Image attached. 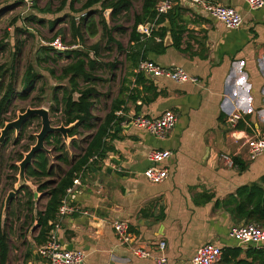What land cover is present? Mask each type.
<instances>
[{
  "label": "crops",
  "instance_id": "1",
  "mask_svg": "<svg viewBox=\"0 0 264 264\" xmlns=\"http://www.w3.org/2000/svg\"><path fill=\"white\" fill-rule=\"evenodd\" d=\"M173 1L188 28L182 46L175 48L173 40L166 46L164 41L166 50L151 52L148 60L165 68H182L199 82L179 84L143 73L160 95L143 92L145 102L127 105V111L121 112L126 117L122 129H115L118 139L109 140L116 152L83 172L73 193L65 196V205L78 211L62 217L58 212L53 231L64 249L73 247L70 251L85 254V264H159L162 242L166 264H191L206 244L240 249L239 260H246V251L254 248L243 247L230 236L233 227L246 225L233 220L225 201L264 176V155L252 161L247 143L264 133V9L253 11L241 0H211L240 11L242 26L228 29L192 1ZM156 21L151 23L159 30ZM135 72L140 73L138 68ZM166 110L174 112L178 122L164 140L134 127L126 130L135 115L156 118ZM234 115L241 120L251 117L252 126L247 124L251 132L237 130L230 121ZM153 151L172 153L161 165L168 171L161 184L144 176L152 166ZM225 155L237 157L246 169L226 165ZM117 221L129 225L130 245L119 243L113 228ZM34 223L36 228V218ZM35 247L38 257L33 255L28 264H46L39 253L42 246ZM135 247L148 249L152 258L136 257Z\"/></svg>",
  "mask_w": 264,
  "mask_h": 264
},
{
  "label": "rangeland",
  "instance_id": "2",
  "mask_svg": "<svg viewBox=\"0 0 264 264\" xmlns=\"http://www.w3.org/2000/svg\"><path fill=\"white\" fill-rule=\"evenodd\" d=\"M127 1L130 2L129 9L122 11L114 20L111 18L112 11L105 10L103 5H97L90 10L96 13L94 21L98 24L99 35L90 38L84 34V40L81 41L79 40L81 37L76 36L72 24L76 23L77 28L81 26L82 18L89 12L83 9L87 0H75L73 4L71 0H34L31 8L25 7L22 0H0V89L5 92L8 84L13 82L16 91L7 110L0 117V136L7 123L17 120L18 116L29 108H45L50 112L53 126L64 125L63 106L60 105L57 110L58 106L51 102V97L56 87H69L68 81H61L60 77L62 69L71 60L62 56L57 57L54 64L42 63L40 68L35 65L39 50L42 47H49L58 36L63 45L68 47L60 52L71 50L90 52V57L98 61L93 72V77L97 80L91 83L79 80L81 88L93 87L96 90L93 99L95 129H80L81 134L75 137L76 145H71V140L69 142L64 140L71 165L84 153L97 127L110 111L112 101L118 96L122 80L127 73L126 51L129 48L135 16L141 13L143 0ZM103 20L112 32L114 43H109L103 36ZM118 44L122 49H119ZM96 45L98 54L94 55L91 51ZM30 64L35 65L39 79L36 81L35 89L23 98L22 82ZM62 92L61 88L58 93L60 99ZM29 121L31 123L24 133L23 129L19 135L15 131H10L0 145V228L6 229L10 235L11 251L8 264L33 262V255L37 253L33 219L47 203L44 193H40L38 189L42 183L57 182L61 177L57 175L51 179H38L26 176L28 184L22 187L6 209L9 193L16 191L19 185V164L36 144V135L42 129L41 118L35 117ZM47 143L46 149L51 151L48 155L51 164L59 167L62 173L67 172L71 166L56 160L54 147ZM31 204L33 213L30 212Z\"/></svg>",
  "mask_w": 264,
  "mask_h": 264
},
{
  "label": "trees",
  "instance_id": "3",
  "mask_svg": "<svg viewBox=\"0 0 264 264\" xmlns=\"http://www.w3.org/2000/svg\"><path fill=\"white\" fill-rule=\"evenodd\" d=\"M68 1V0H66ZM75 0H71L72 4ZM161 0H143L141 13L135 16V23L130 34L129 48L126 51L128 73L122 80L121 88L118 96L112 101L110 111L97 127L95 134L88 142V146L84 153L76 159L75 162L70 163L69 154L66 152V143L61 134L50 135L47 138V144L54 147L53 153L57 154L56 160L70 165L67 172L62 173L58 167L51 164L50 157L45 153H40L36 156L34 165L27 171L29 178H45L51 179L60 175L57 182H44L39 186V192L44 193L47 198V203L42 211L36 214V221L38 225L34 228L36 236L34 242L37 247H41L48 242L50 233L54 229V223L57 220L60 207L63 205L67 190L74 185V181L80 177L83 172H86L92 166L102 164L110 154L116 151L110 146L109 140L118 139V133L115 132L117 127L122 129V123L125 122V116H118V112L125 113L128 104H136L139 100L145 102L141 98L143 92L154 93L158 97L161 91L153 84L150 79L143 73H136L135 70L143 60H148L151 52L163 53L166 50L164 41L170 33L173 46L180 49L183 42V36L188 31V28L183 25L184 18L182 17V10L178 7L174 8L168 15L157 18L156 6ZM97 5H103L105 10H112L111 18L114 20L124 10H128L130 2L127 0H87L83 9L89 11L84 18H82L81 26L76 27L73 22L72 27L75 29V34H80L81 40H84V34L90 38H95L99 35L98 24L94 21L95 12L90 11ZM157 20V21H156ZM157 22L159 30L154 31L151 38L142 40L143 37L137 32V27L140 24ZM169 26H165V23ZM55 23L53 24V26ZM103 36L108 39L109 43H114L111 30L107 27L103 20ZM58 38V36H57ZM160 39L159 42L156 39ZM119 49L122 46L118 44ZM94 55L98 54L97 45L93 47ZM62 56L69 58L71 62L62 69L61 81L67 80L69 87H56L53 90L51 102H54L59 110L60 105L63 106L64 125L66 127L76 124V126L69 132V138L73 139L71 145H76L75 137L81 134L80 129L92 130L95 129L96 117L93 114L94 95L96 90L93 87L81 88L79 80L83 79L86 83L95 82L97 79L93 77V72L97 68V60L90 57V52L81 50H71L64 53L57 51L53 47H42L37 55L35 65L40 68L42 63L54 64L56 58ZM35 65L30 64L26 70L23 78V93L24 97L35 89L36 81L39 79V74L36 71ZM114 67V65H112ZM54 74V71L51 70ZM130 77L135 78L132 82ZM143 86V90L139 86ZM134 86V87H132ZM62 88V99L59 98V91ZM16 91L14 83L8 84L6 91L0 89V117L7 110ZM150 99V98H149ZM155 100L152 99V101ZM138 111L140 107H137ZM251 117H245V120H240L236 129L240 131L251 132L252 126L250 123ZM31 122L28 121L23 133ZM3 126V124H2ZM23 135V134H21ZM51 140H54L51 142ZM236 167L241 171L246 169L245 165L237 157L233 158ZM225 207L231 214L236 223L243 222L245 225L255 223L264 229V176L258 184L247 185L240 187L235 195L230 196L225 201ZM30 212L33 213V206L31 204ZM24 229V226L22 227ZM10 235L6 229L0 228V264H8L10 258ZM247 259L239 260L241 256L240 249H223L222 261L234 264H264V248L256 249L249 248L246 251ZM251 260L250 262H248Z\"/></svg>",
  "mask_w": 264,
  "mask_h": 264
},
{
  "label": "built area",
  "instance_id": "4",
  "mask_svg": "<svg viewBox=\"0 0 264 264\" xmlns=\"http://www.w3.org/2000/svg\"><path fill=\"white\" fill-rule=\"evenodd\" d=\"M194 4L200 6L206 13L223 23L228 29H239L243 24V17L240 11L232 6L224 5L211 0H190ZM253 11L264 9V0H241ZM25 7H31L34 0H22ZM175 8V1L161 0L156 6L157 18L168 15ZM154 31H157L155 24H141L137 27V32L144 38L152 37ZM159 40V39H157ZM50 47L58 51H64L68 47L64 46L59 38L49 44ZM138 72L145 73L155 78H166L175 83H193L197 84L199 80L196 77L190 76L182 68H165L159 64L143 60L139 63ZM122 116V113H117ZM240 115L231 117V123L237 124L241 120ZM178 117L170 110L164 111L159 117L150 118L144 115H135L132 118L133 127L143 130L152 137L164 140L168 137L171 131L176 127ZM249 146V158L254 161L264 155V133L253 137L247 141ZM172 153L170 151H153L149 155V161L152 166L144 172V176L154 184H161L168 178V171L162 168L161 165L170 159ZM226 165L234 167L235 164L230 156H223ZM79 184V180L74 181V185L67 190L66 196L73 193L75 186ZM63 205L59 209L60 217L78 210L69 208ZM114 232L117 235L120 244L130 245L132 234L127 223L117 221L113 223ZM230 236L243 247L261 248L264 246V229L255 223H250L246 226L233 227L230 231ZM160 255L157 258L159 264H166L167 257L166 244L158 245ZM40 255L45 259L46 264H85V254L82 251H70L63 248L56 236V231L50 233L48 242L44 244L40 250ZM133 253L141 259L152 258V253L146 248L135 247ZM223 248L215 244H206L200 247L197 253L193 256L191 264H218L222 261Z\"/></svg>",
  "mask_w": 264,
  "mask_h": 264
},
{
  "label": "water",
  "instance_id": "5",
  "mask_svg": "<svg viewBox=\"0 0 264 264\" xmlns=\"http://www.w3.org/2000/svg\"><path fill=\"white\" fill-rule=\"evenodd\" d=\"M165 44H172V37L168 34ZM39 117L42 121V129L39 134L36 135L37 142L31 148V150L25 155L24 160L19 164L20 173H19V185L16 191H12L9 193V196L6 199V209H8L11 202L17 197L19 191H21L22 187L28 184L26 179L28 169L34 165L36 156L40 153L45 152L47 155L51 153V151L46 149L47 138L50 135L61 134L65 142L72 141L73 139L69 138V132L76 126V124H72L68 127L62 125L60 127H55L52 125L50 119V112L45 108H29L24 113L18 116V119L12 122H9L5 125V127L1 130L0 136V145L6 140L10 131H15L17 135L22 131L25 124L32 118ZM133 127V124H129L126 127V130H130ZM120 127H117L116 130H120ZM114 162H118L116 158H112ZM34 230V229H33ZM66 250H73V247H69ZM38 257V253H36Z\"/></svg>",
  "mask_w": 264,
  "mask_h": 264
}]
</instances>
